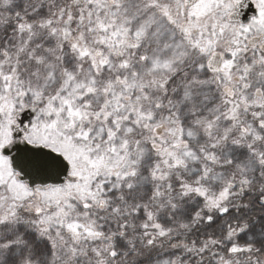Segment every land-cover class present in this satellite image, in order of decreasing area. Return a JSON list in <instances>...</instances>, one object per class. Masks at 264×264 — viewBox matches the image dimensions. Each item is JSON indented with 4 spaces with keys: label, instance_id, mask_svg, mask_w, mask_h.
<instances>
[{
    "label": "snow or ice",
    "instance_id": "snow-or-ice-1",
    "mask_svg": "<svg viewBox=\"0 0 264 264\" xmlns=\"http://www.w3.org/2000/svg\"><path fill=\"white\" fill-rule=\"evenodd\" d=\"M0 264H264V0H0Z\"/></svg>",
    "mask_w": 264,
    "mask_h": 264
},
{
    "label": "water",
    "instance_id": "water-1",
    "mask_svg": "<svg viewBox=\"0 0 264 264\" xmlns=\"http://www.w3.org/2000/svg\"><path fill=\"white\" fill-rule=\"evenodd\" d=\"M254 9L253 8H249V10L247 11V13L245 14L244 19L247 20V18L254 13Z\"/></svg>",
    "mask_w": 264,
    "mask_h": 264
},
{
    "label": "flooded vegetation",
    "instance_id": "flooded-vegetation-1",
    "mask_svg": "<svg viewBox=\"0 0 264 264\" xmlns=\"http://www.w3.org/2000/svg\"><path fill=\"white\" fill-rule=\"evenodd\" d=\"M251 8V7H250Z\"/></svg>",
    "mask_w": 264,
    "mask_h": 264
}]
</instances>
